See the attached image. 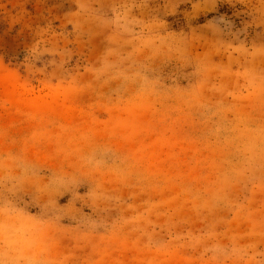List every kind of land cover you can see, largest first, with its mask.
Masks as SVG:
<instances>
[{"label": "rangeland", "instance_id": "obj_1", "mask_svg": "<svg viewBox=\"0 0 264 264\" xmlns=\"http://www.w3.org/2000/svg\"><path fill=\"white\" fill-rule=\"evenodd\" d=\"M0 264H264V0H0Z\"/></svg>", "mask_w": 264, "mask_h": 264}]
</instances>
